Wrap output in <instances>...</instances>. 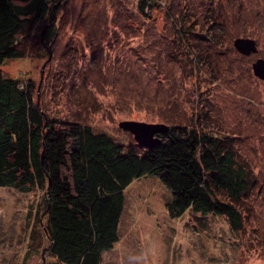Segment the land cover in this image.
I'll return each mask as SVG.
<instances>
[{
	"label": "rangeland",
	"instance_id": "374dc122",
	"mask_svg": "<svg viewBox=\"0 0 264 264\" xmlns=\"http://www.w3.org/2000/svg\"><path fill=\"white\" fill-rule=\"evenodd\" d=\"M138 2L61 0L42 43L1 72L33 80L50 117L125 146L136 142L123 121L195 128L224 138L244 167L238 229L190 209L171 217L160 180L134 179L102 264H264V77L252 67L264 58V0H148L142 12ZM238 37L256 50L241 55ZM42 200L39 190L0 187V264H58L47 253Z\"/></svg>",
	"mask_w": 264,
	"mask_h": 264
},
{
	"label": "trees",
	"instance_id": "16d2710c",
	"mask_svg": "<svg viewBox=\"0 0 264 264\" xmlns=\"http://www.w3.org/2000/svg\"><path fill=\"white\" fill-rule=\"evenodd\" d=\"M60 3L0 0V65L42 43ZM147 4L139 0V10ZM34 95L33 80L21 83L0 69V187L43 192L47 253L58 264H102L119 240L124 193L134 179L160 180L170 192L171 217L190 209L241 227L234 203L249 184L224 138L167 125L152 146L135 139L125 146L87 124L50 117Z\"/></svg>",
	"mask_w": 264,
	"mask_h": 264
},
{
	"label": "water",
	"instance_id": "95a60500",
	"mask_svg": "<svg viewBox=\"0 0 264 264\" xmlns=\"http://www.w3.org/2000/svg\"><path fill=\"white\" fill-rule=\"evenodd\" d=\"M234 46L243 53H250L256 50L255 41L253 39L238 37L234 40ZM254 73L260 77H264V59H258L252 65ZM120 127L130 131L134 139L142 146H152L158 138L155 136L158 132L166 130L168 126L162 123H146L139 121H123Z\"/></svg>",
	"mask_w": 264,
	"mask_h": 264
},
{
	"label": "flooded vegetation",
	"instance_id": "af4514ba",
	"mask_svg": "<svg viewBox=\"0 0 264 264\" xmlns=\"http://www.w3.org/2000/svg\"><path fill=\"white\" fill-rule=\"evenodd\" d=\"M238 52H239L241 55H243V56H244V55L247 56V55H250V54L252 53V52H250V53L246 54V53L240 52L239 50H238ZM258 59H264V58H258ZM258 59H257V60H258ZM255 62H256V61H255Z\"/></svg>",
	"mask_w": 264,
	"mask_h": 264
}]
</instances>
